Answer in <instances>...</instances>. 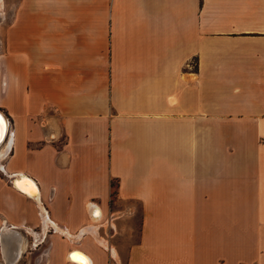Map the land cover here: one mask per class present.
Here are the masks:
<instances>
[{
    "label": "crops",
    "instance_id": "crops-1",
    "mask_svg": "<svg viewBox=\"0 0 264 264\" xmlns=\"http://www.w3.org/2000/svg\"><path fill=\"white\" fill-rule=\"evenodd\" d=\"M0 112L1 262L264 264V0H0Z\"/></svg>",
    "mask_w": 264,
    "mask_h": 264
},
{
    "label": "bare ground",
    "instance_id": "bare-ground-1",
    "mask_svg": "<svg viewBox=\"0 0 264 264\" xmlns=\"http://www.w3.org/2000/svg\"><path fill=\"white\" fill-rule=\"evenodd\" d=\"M3 118H4V115L0 112V139L3 137L4 132H5V128H6L5 125H4L5 118L4 119ZM12 182L14 183V186L16 188H19L21 190H22L21 187H22V184L23 183H25L27 185H30V181L28 182V180H26L25 178L17 179V180L15 179ZM30 187H31V185H30ZM22 192H23V190H22ZM30 196L33 197L34 199H37V191L34 189V187H32V189H30ZM89 231H91V229H89ZM67 237L71 241L79 238V236L71 235L69 233L67 234ZM96 237H95L96 242L98 244L102 245V246H105V243L102 241L103 239L101 240L100 239L101 237L100 238H96ZM21 247H23V246L21 245ZM68 259L70 261H76L78 264H89V260H88L87 256L85 254H83L80 250H77V249L71 251L68 254ZM4 260H5V263L4 262H1V264H8V262H10V260L7 257H5Z\"/></svg>",
    "mask_w": 264,
    "mask_h": 264
},
{
    "label": "rangeland",
    "instance_id": "rangeland-1",
    "mask_svg": "<svg viewBox=\"0 0 264 264\" xmlns=\"http://www.w3.org/2000/svg\"><path fill=\"white\" fill-rule=\"evenodd\" d=\"M112 192H111V194H112V199H114L115 198V190H114V184H112ZM113 201V200H112ZM122 216H125V214H121ZM135 221V227H136V229L134 228V232H133V238L135 237V235H136V230H137V226H138V219H137V217H135V219H134ZM105 241H106V244H107V247H108V240H107V238L105 237V239H104ZM121 264H125V262H126V260H125V255H122V256H120V259L118 258L117 259ZM28 260H25V259H21V261L19 262V264H23V263H26Z\"/></svg>",
    "mask_w": 264,
    "mask_h": 264
},
{
    "label": "water",
    "instance_id": "water-1",
    "mask_svg": "<svg viewBox=\"0 0 264 264\" xmlns=\"http://www.w3.org/2000/svg\"><path fill=\"white\" fill-rule=\"evenodd\" d=\"M3 114V113H2ZM4 115V114H3ZM4 118H5V120H4V125H5V132H4V135H3V137L0 139V145L1 144H3V142H4V140H5V138H6V136H7V132H8V122H7V119H6V117L4 116ZM18 177H20V176H18ZM20 246V245H19ZM17 253H18V248H16L15 250H14V254L9 258L10 259V261L11 260H16L15 258H16V256H17ZM14 263V262H13ZM0 264H1V261H0ZM8 264H12L11 262H8Z\"/></svg>",
    "mask_w": 264,
    "mask_h": 264
}]
</instances>
